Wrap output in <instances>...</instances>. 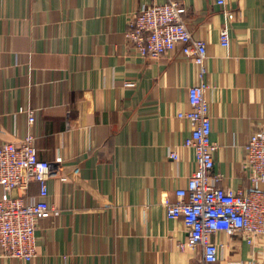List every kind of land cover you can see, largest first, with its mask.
I'll use <instances>...</instances> for the list:
<instances>
[{
	"label": "crops",
	"instance_id": "obj_1",
	"mask_svg": "<svg viewBox=\"0 0 264 264\" xmlns=\"http://www.w3.org/2000/svg\"><path fill=\"white\" fill-rule=\"evenodd\" d=\"M153 1L0 0V143L36 137L50 163L48 205L60 211L38 221L32 260L0 264H264L263 238L251 247L223 233L211 238L223 245L219 259L204 263L198 248L178 245L182 221L165 216L162 200L193 170L183 146L191 123L177 113L189 109L199 69L178 47L150 60L127 44L132 16ZM183 4L206 45L213 174L218 186L247 190L243 144L264 126V0Z\"/></svg>",
	"mask_w": 264,
	"mask_h": 264
},
{
	"label": "built area",
	"instance_id": "obj_2",
	"mask_svg": "<svg viewBox=\"0 0 264 264\" xmlns=\"http://www.w3.org/2000/svg\"><path fill=\"white\" fill-rule=\"evenodd\" d=\"M212 1L219 6L226 2ZM184 5L183 0L143 4L132 16L125 38L140 57L150 60L178 47L199 69V82L187 89L189 109L177 113L178 119L191 123L183 146L192 150L193 170L185 186L174 190L175 199L164 198L162 205L166 218L180 219L187 230L186 238L178 244L180 248H198L204 263H214L223 245L213 241V235L238 236L251 247L259 238L264 239V126L252 132L242 148V167L250 183L249 189L232 191L218 186L219 175L213 174L212 154L216 145L210 141L211 119L206 95L210 86L203 79L206 45L188 29L183 18ZM219 37L220 44L227 47V28L220 30ZM133 85L126 82V86ZM26 115L27 122L33 124V112L28 110ZM35 139L32 133L26 132L19 139L0 143V258L32 260L36 253L38 221L60 213L59 209L48 205L46 172L50 163L38 158ZM169 157L176 160V152H171ZM31 182L37 184L35 196L25 193ZM15 189L24 193L13 196Z\"/></svg>",
	"mask_w": 264,
	"mask_h": 264
}]
</instances>
